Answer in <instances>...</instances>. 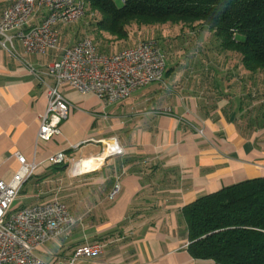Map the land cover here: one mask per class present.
Instances as JSON below:
<instances>
[{
    "label": "crops",
    "instance_id": "0c3cea01",
    "mask_svg": "<svg viewBox=\"0 0 264 264\" xmlns=\"http://www.w3.org/2000/svg\"><path fill=\"white\" fill-rule=\"evenodd\" d=\"M10 3L0 0V17ZM45 15L40 9L31 24ZM65 26H57L59 33ZM80 40L47 54L27 52L18 38L14 49L0 44V177L13 178L16 152L39 164L12 209L58 199L77 219L38 249L37 264H69L77 247L94 242L103 253L73 264H215L191 255L183 208L264 176V68L247 69L240 55L221 66L202 61L184 82L164 77L166 88L154 82L112 104L64 86L70 110L61 133L39 140L48 105L44 83L55 84L48 67ZM106 143L123 152L110 154ZM58 152L68 162L49 165ZM117 183L121 190L112 199Z\"/></svg>",
    "mask_w": 264,
    "mask_h": 264
},
{
    "label": "built area",
    "instance_id": "2783aa9c",
    "mask_svg": "<svg viewBox=\"0 0 264 264\" xmlns=\"http://www.w3.org/2000/svg\"><path fill=\"white\" fill-rule=\"evenodd\" d=\"M40 9L46 11L44 19L31 24ZM85 13L86 0H11L0 17V44L5 49H14V40L18 38L27 52L47 54L59 47L57 26L74 24ZM166 69V56L157 40H142L116 52L105 53L91 37L81 39L65 48L60 58L48 67V74L55 84L44 83L48 105L41 116L38 139L50 141L61 133V125L70 110L62 87L95 94L105 104H112L154 82L162 83L166 88ZM36 76L41 79L38 74ZM106 145L110 154L123 152L118 144ZM15 156L19 168L13 178L5 181L0 177V264H37L41 262L38 249L62 237L77 219L67 204L58 199L12 209L27 180L39 166L20 152ZM47 162L51 166L64 165L68 157L64 152H58ZM78 173L73 169V174ZM120 190L121 185L117 183L110 197L115 198ZM102 253L103 245L99 242L81 245L75 249L69 264Z\"/></svg>",
    "mask_w": 264,
    "mask_h": 264
},
{
    "label": "trees",
    "instance_id": "16d2710c",
    "mask_svg": "<svg viewBox=\"0 0 264 264\" xmlns=\"http://www.w3.org/2000/svg\"><path fill=\"white\" fill-rule=\"evenodd\" d=\"M89 3L101 14L96 23L99 33H108L112 42L127 41L133 24L198 23L217 35L222 50L240 54L247 69L264 68V0H124L121 6L115 0ZM183 214L193 257L211 259L215 264H264V176L202 196L186 205Z\"/></svg>",
    "mask_w": 264,
    "mask_h": 264
},
{
    "label": "rangeland",
    "instance_id": "374dc122",
    "mask_svg": "<svg viewBox=\"0 0 264 264\" xmlns=\"http://www.w3.org/2000/svg\"><path fill=\"white\" fill-rule=\"evenodd\" d=\"M115 1L118 6H121L123 3V0ZM100 18L101 14L92 9L89 0H86V13L84 17L74 24L65 26L64 31L60 30L59 46L61 44H69L74 39L91 37L101 52L113 53L142 40H157L166 56L167 69L171 72L170 75L167 73L165 75L168 84H171L174 80L186 81L191 70L196 65H200L202 61H204L202 64L206 67L211 63L221 66L222 64L234 61L240 55L234 51H222L220 48L221 40L217 35L198 23L194 26H182V24L173 23L155 24L153 26H138L133 24L132 33L127 41L112 42L110 41L111 36L108 33H99L96 23ZM63 34L65 37L69 34L68 38H65ZM219 50L222 53L220 52L219 54ZM226 51L231 55L228 58L224 56ZM214 69L215 67H213V71ZM213 71L211 74H214L215 71Z\"/></svg>",
    "mask_w": 264,
    "mask_h": 264
},
{
    "label": "water",
    "instance_id": "95a60500",
    "mask_svg": "<svg viewBox=\"0 0 264 264\" xmlns=\"http://www.w3.org/2000/svg\"><path fill=\"white\" fill-rule=\"evenodd\" d=\"M109 156H111V155H109Z\"/></svg>",
    "mask_w": 264,
    "mask_h": 264
},
{
    "label": "bare ground",
    "instance_id": "6f19581e",
    "mask_svg": "<svg viewBox=\"0 0 264 264\" xmlns=\"http://www.w3.org/2000/svg\"><path fill=\"white\" fill-rule=\"evenodd\" d=\"M80 171V170H79Z\"/></svg>",
    "mask_w": 264,
    "mask_h": 264
}]
</instances>
